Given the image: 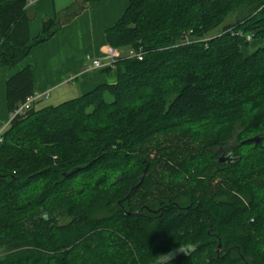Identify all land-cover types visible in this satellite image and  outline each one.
Segmentation results:
<instances>
[{
  "label": "trees",
  "instance_id": "obj_1",
  "mask_svg": "<svg viewBox=\"0 0 264 264\" xmlns=\"http://www.w3.org/2000/svg\"><path fill=\"white\" fill-rule=\"evenodd\" d=\"M31 1L0 0V79L100 0L34 39ZM263 38L264 0H130L106 41L143 59L102 70L115 83L20 112L32 68L12 76L0 250L32 244L0 264H264V47L243 52ZM113 188V222L91 224L82 197Z\"/></svg>",
  "mask_w": 264,
  "mask_h": 264
},
{
  "label": "crops",
  "instance_id": "obj_2",
  "mask_svg": "<svg viewBox=\"0 0 264 264\" xmlns=\"http://www.w3.org/2000/svg\"><path fill=\"white\" fill-rule=\"evenodd\" d=\"M73 2L75 0L31 1L29 38L34 39L41 33L47 19L60 20L61 12L67 11ZM129 6L130 0L89 3L80 15L63 25L51 40L34 47L20 65L0 79V127L8 128L11 122V114L7 109V81L28 66L32 68L34 96L40 97L34 105L37 110L58 106L100 86L115 83L113 75L92 69V62H104L114 50L107 44L106 32L123 17ZM261 47H264V38L253 40L250 48L243 52L249 54ZM115 51L124 56L131 52L129 49Z\"/></svg>",
  "mask_w": 264,
  "mask_h": 264
},
{
  "label": "rangeland",
  "instance_id": "obj_3",
  "mask_svg": "<svg viewBox=\"0 0 264 264\" xmlns=\"http://www.w3.org/2000/svg\"><path fill=\"white\" fill-rule=\"evenodd\" d=\"M77 9L76 3L73 2L70 5V8L66 10H64L63 12H61V16H60V22H63L65 20L66 17L70 16L72 13H74ZM59 14V15H60ZM237 19V15L236 14H232L230 15L226 21L224 22L223 26L227 25V24H233ZM221 26L216 33L220 32L222 27ZM128 51H126L127 53ZM245 54H247V52L245 51ZM55 105V104H52ZM12 117V116H11ZM112 165V164H111ZM109 165V166H111ZM108 166V167H109ZM117 188H113L111 190H107V189H102L101 193H99L101 195V201L100 203H95L93 204L92 201V197H93V193L89 195H86L85 198L82 197V201H81V205L86 209V212L90 218V223L91 224H96V225H102L103 222L112 220L113 222V214H115L116 212H118V208H117V203L115 200V194H117ZM98 193V192H97ZM97 193L95 194V196H97ZM53 200H57V197H55L54 195H52L51 199H48V201L51 203L53 202ZM33 206V205H31ZM9 219V218H8ZM7 219V220H8ZM111 222V224H113ZM69 223L68 222H62L61 226L62 227H66ZM8 226V225H7ZM102 228V227H99ZM65 229V228H63ZM66 229L65 230H61L57 236H61L64 235L66 233ZM6 232H7V228H6ZM32 244L31 241H25V242H21L18 243L15 246L12 247H7V248H3L0 250V259H3L4 257H6L9 254H24L28 249L30 248V245Z\"/></svg>",
  "mask_w": 264,
  "mask_h": 264
},
{
  "label": "built area",
  "instance_id": "obj_4",
  "mask_svg": "<svg viewBox=\"0 0 264 264\" xmlns=\"http://www.w3.org/2000/svg\"><path fill=\"white\" fill-rule=\"evenodd\" d=\"M250 40L251 37H248ZM130 56H137V58L141 61L143 59V55L141 53L135 54L134 52H131ZM120 57V53L113 50L111 51L108 56L106 57V60L103 62L102 60H94L92 62V69L94 70H104L108 67H111L114 61ZM40 99V97H32L27 100L25 104L20 109V112L25 111L26 109H29L33 106V104ZM12 119V117H11ZM7 130V127H0V146L4 144L5 142V132Z\"/></svg>",
  "mask_w": 264,
  "mask_h": 264
},
{
  "label": "water",
  "instance_id": "obj_5",
  "mask_svg": "<svg viewBox=\"0 0 264 264\" xmlns=\"http://www.w3.org/2000/svg\"><path fill=\"white\" fill-rule=\"evenodd\" d=\"M260 142V139L259 138H254V139H251L249 140L248 142H245V143H259ZM228 159L225 158V156H222L220 158V162L221 163H225Z\"/></svg>",
  "mask_w": 264,
  "mask_h": 264
}]
</instances>
